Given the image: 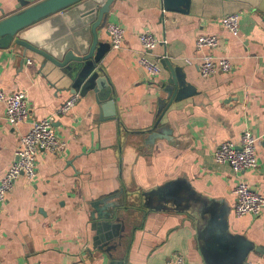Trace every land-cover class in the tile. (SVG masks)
I'll return each instance as SVG.
<instances>
[{"label": "crops", "instance_id": "0c3cea01", "mask_svg": "<svg viewBox=\"0 0 264 264\" xmlns=\"http://www.w3.org/2000/svg\"><path fill=\"white\" fill-rule=\"evenodd\" d=\"M38 1L0 0V21ZM105 1L77 2L16 38L56 59L69 50L80 54V45L92 44L91 27ZM182 2L167 10L163 0H113L94 50L105 86L85 95L73 92L69 77L42 56L15 43L0 47V85L24 93L29 110L11 126L0 102V178L34 121L51 118L64 143L57 153L40 151L35 176H20L0 200V264H174L178 255L185 264L236 258L264 264V209L240 217L233 210L240 180L264 197V0ZM231 13L240 14L238 36L222 24ZM109 23L125 31L119 50L110 47ZM143 32L158 39L146 54L138 39ZM199 35L218 37L219 46L197 50ZM207 54L227 57L232 70L202 78L198 64ZM140 56L157 62L160 73L149 75ZM72 95L74 107L59 114ZM245 130L258 139L257 166L235 173L213 153L222 141L238 145ZM167 183L183 197L190 191L214 205L238 240L218 250L201 241L190 201V209L184 201L179 209L147 206L143 193ZM107 237L116 243L113 257L95 246Z\"/></svg>", "mask_w": 264, "mask_h": 264}, {"label": "built area", "instance_id": "2783aa9c", "mask_svg": "<svg viewBox=\"0 0 264 264\" xmlns=\"http://www.w3.org/2000/svg\"><path fill=\"white\" fill-rule=\"evenodd\" d=\"M240 14L231 13L222 19L223 26L232 36H238L240 31ZM110 40V47L119 50L123 47L125 31L115 23L106 27ZM144 53L151 52L158 44V39L151 32H143L138 37ZM219 39L214 35H199L196 39V48L214 49L219 46ZM138 63L151 76L160 73L157 62L146 56H140ZM202 78H210L218 72L232 70V64L227 57L202 55L198 64ZM78 97L72 95L59 108V114H67L75 105ZM0 102L5 108V119L11 126H17L28 117L26 96L22 92H6L0 85ZM64 143L59 139L52 125L51 118L34 121L28 132L20 137L19 144L14 152V158L7 171L0 178V200H4L13 190L20 176L32 179L35 176L37 155L40 151L57 153L63 149ZM258 139L245 130L237 145L230 141H222L213 153L215 162L228 164L235 173L245 172L257 166ZM235 204L233 207L237 217L244 215H258L264 209V197L254 191L246 182L240 180L233 188ZM174 264H185L183 256H176Z\"/></svg>", "mask_w": 264, "mask_h": 264}, {"label": "water", "instance_id": "95a60500", "mask_svg": "<svg viewBox=\"0 0 264 264\" xmlns=\"http://www.w3.org/2000/svg\"><path fill=\"white\" fill-rule=\"evenodd\" d=\"M82 0H41L31 5H28L20 11L9 15L8 17L0 21V47L6 48L11 43H15L26 50L32 51L44 58L46 62L51 63L54 67L60 69L62 73H65L71 81V87L73 92L80 91L81 95L87 94L90 90L96 91V88H102L105 79L99 74L100 70L97 67L99 55H94L96 48V29L103 20L104 15L109 12L110 4L113 0H106L99 8L98 19L95 24L92 25L93 41L89 48L80 45L79 53L75 54L73 51H67L61 59H56L44 50L33 46L29 42L16 38L17 33L23 28L40 21L56 12H59L67 7L74 5ZM100 1V0H97ZM177 4L183 5L182 0H163L164 8L167 10H173L177 8ZM83 41V40H82ZM105 86V85H104ZM106 90L109 92V87L106 86ZM166 132V130H162ZM160 133H154V136H159ZM182 196L180 191L172 188L171 184H165L155 189L149 190L143 193V198L146 201V205L152 209L160 210L167 209V205L171 204L175 209L179 207L184 201L187 203L183 205V208L190 209L191 203L194 212L198 213V222L200 224V240L206 243H211L215 249L226 248L233 240L237 238H231L225 230L224 215H216V207L205 200L192 197L190 194ZM191 203H190V202ZM197 209L195 210V208ZM216 215V217H215ZM208 216L209 219H208ZM104 226H108V223H103ZM112 238L107 237L104 242L95 245L96 248L105 253H110L116 247L115 244H110ZM235 250L239 249L236 246ZM110 264H125L124 261L112 260ZM225 264H231V261H226ZM232 264H239L238 258Z\"/></svg>", "mask_w": 264, "mask_h": 264}]
</instances>
